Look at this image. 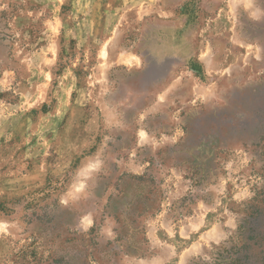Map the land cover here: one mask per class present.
<instances>
[{"label":"rangeland","instance_id":"1","mask_svg":"<svg viewBox=\"0 0 264 264\" xmlns=\"http://www.w3.org/2000/svg\"><path fill=\"white\" fill-rule=\"evenodd\" d=\"M263 6L0 0V264H264Z\"/></svg>","mask_w":264,"mask_h":264},{"label":"water","instance_id":"2","mask_svg":"<svg viewBox=\"0 0 264 264\" xmlns=\"http://www.w3.org/2000/svg\"><path fill=\"white\" fill-rule=\"evenodd\" d=\"M159 67V66H158ZM162 69H165L166 67V63H163L162 66ZM154 72H157V71H154V70H149L147 71V73L145 74V77H152ZM246 102H248V106H251L253 108V116L255 121H257V119L255 118H258L259 119V115H261L263 112H264V89H260V90H256L255 92L251 93L249 96L246 97ZM245 125V124H244ZM253 127L254 129L257 128L258 126L256 125H253L252 128L250 126V124L247 122L246 125L243 127L244 128V131H247V132H250L251 130H253Z\"/></svg>","mask_w":264,"mask_h":264},{"label":"crops","instance_id":"3","mask_svg":"<svg viewBox=\"0 0 264 264\" xmlns=\"http://www.w3.org/2000/svg\"><path fill=\"white\" fill-rule=\"evenodd\" d=\"M262 9H263L262 11H263V14H264V6H263ZM260 18H262V21H260L261 23H257V26L260 27V28H262V30L264 31V15H263V17H260ZM263 57H264V46H263ZM253 130H254V127H253Z\"/></svg>","mask_w":264,"mask_h":264}]
</instances>
